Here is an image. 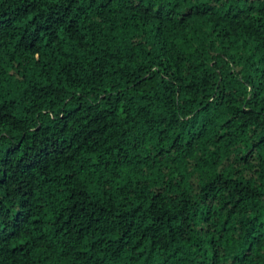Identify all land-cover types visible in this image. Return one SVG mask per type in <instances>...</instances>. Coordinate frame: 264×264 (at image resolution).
<instances>
[{
    "label": "trees",
    "instance_id": "1",
    "mask_svg": "<svg viewBox=\"0 0 264 264\" xmlns=\"http://www.w3.org/2000/svg\"><path fill=\"white\" fill-rule=\"evenodd\" d=\"M0 264H264V0H0Z\"/></svg>",
    "mask_w": 264,
    "mask_h": 264
}]
</instances>
